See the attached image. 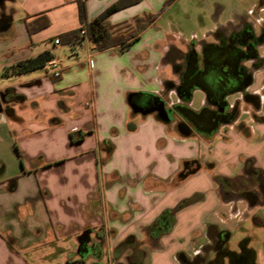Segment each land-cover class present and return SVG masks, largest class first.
I'll return each instance as SVG.
<instances>
[{"label": "crops", "instance_id": "1", "mask_svg": "<svg viewBox=\"0 0 264 264\" xmlns=\"http://www.w3.org/2000/svg\"><path fill=\"white\" fill-rule=\"evenodd\" d=\"M116 1L0 0V115L12 128L21 165L16 179L9 174L0 177V264H67L79 257V240L85 233L102 240L110 264L120 261L112 263V256L128 237L140 242L143 264H184L181 255L192 258L212 243L211 228L228 233L226 251L240 253L241 248L229 245L238 236L239 246L246 241L255 251L256 264H264V241L254 245L261 240L255 230L264 232V214L255 209L264 205L222 199L214 179L201 168L179 185L176 179L184 163L197 161L205 149L209 155L210 144L201 146L195 137L179 135L155 112L143 115L131 107L132 97L144 93L162 99L169 94L172 106L180 103L177 91L166 87L169 81H179L169 51L186 54L192 40L216 41L215 32L241 20L257 28L264 23V0H247L245 8L235 9L224 21L220 16L227 3L218 0L212 5L219 14L214 27L187 41L177 39L163 20L179 0L144 27L143 19H135L158 13L165 0H132L111 14L108 23L116 35L133 36L123 44L100 50L87 36L69 43L60 39ZM46 18L47 27L29 32L28 23ZM45 51L54 55L60 76L50 66L21 75L4 73L11 64ZM247 92L260 97L264 115V68L255 72ZM256 117L240 116L220 127H231L225 139H219L225 141L218 145L222 158L231 155L226 150L238 139L256 142L253 151L238 157L239 170L226 177L243 175L249 159L264 172V120ZM78 132L84 136L73 142L72 134L77 140ZM207 159L213 160L208 156L204 162ZM193 179L202 180V185L182 199L171 198ZM190 198L194 201L176 212L171 230L153 238L150 227L160 214Z\"/></svg>", "mask_w": 264, "mask_h": 264}, {"label": "trees", "instance_id": "2", "mask_svg": "<svg viewBox=\"0 0 264 264\" xmlns=\"http://www.w3.org/2000/svg\"><path fill=\"white\" fill-rule=\"evenodd\" d=\"M174 0H165L163 7L156 14H146L144 17H137L135 21L144 20L141 27L153 22L156 17L163 11L168 5ZM132 0H118L109 6L102 14L91 21H87L84 27L69 31L60 36L61 40L66 43L80 40L82 37H88L98 49L104 50L112 45L123 44L127 39L133 37L132 35L119 37L115 33V28L108 23V18L111 14L119 11L128 5ZM80 14L82 20L85 19L84 5L81 4ZM49 20L46 18L44 22H30L28 23V30L30 33L47 27ZM86 31V34L81 33L82 30ZM251 34V33H250ZM235 38V37H234ZM60 40V41H61ZM231 39L230 43L227 44H206L203 48L202 55H198L195 51L187 52L186 61L181 66L183 69L181 83L178 86V93L183 104H178L176 110L182 119L185 121L183 130L188 131L189 125L202 136H211L219 128L221 124L230 123L229 115L225 111L228 107L226 103V97L233 92L245 89L250 83H252L253 75L246 74L245 67L241 65L242 60L248 56L243 47L234 43ZM131 43L124 45L120 52H124ZM249 55H256L255 48L250 45ZM54 58V55L50 51H45L37 56L30 57L24 60H20L16 63L6 67L4 73L6 75H21L37 69H42L47 66L48 62ZM179 69V67H175ZM249 83V84H248ZM173 82L169 81L166 83V87H172ZM200 89L206 93L207 99L210 104H214L220 109H211L209 105L204 106L199 111L191 108L189 102L193 98L195 90ZM144 95L150 98H159L153 93H144ZM132 102V101H131ZM226 113V114H225ZM80 137L75 140V135L72 134L73 142L79 141L84 136L78 132ZM17 148V147H16ZM20 156V152L17 149ZM192 163H196L197 166L192 169ZM200 169V165L195 161H186L184 163L183 170L179 173L182 179L188 178ZM246 172L253 170L263 173L262 170L255 168L253 160L249 159L245 164ZM216 183L226 192V189H232L234 181L232 178L216 176ZM194 201V198L186 199L180 202L174 209L164 210L160 216L150 227V232L154 237H159L169 232L175 222L176 212ZM133 237H128L122 245L131 243ZM241 251L236 253L234 251H227L228 264H245L246 262L256 264L255 251L247 247V242L243 241L240 244ZM225 263V262H224Z\"/></svg>", "mask_w": 264, "mask_h": 264}, {"label": "rangeland", "instance_id": "3", "mask_svg": "<svg viewBox=\"0 0 264 264\" xmlns=\"http://www.w3.org/2000/svg\"><path fill=\"white\" fill-rule=\"evenodd\" d=\"M219 1H222V0H219ZM219 1L218 0H179L171 10L164 13L166 9L165 8L163 11H161V13H164L163 20L166 22V24H168V28L172 27L174 31L173 34L177 37V39H181L183 41L192 40L194 36L197 38L202 37L204 34L210 31L211 27H214L215 21L218 20L219 14H217L216 8L213 7L212 5H216V3H220ZM226 3H227V8L224 14L220 16V20H223V21L232 17L234 13L233 11H235V9L240 11L243 8H245L246 7L245 3H248V1L247 0H226ZM203 4L206 7L208 6L209 7L204 8ZM170 21H172V25L169 24ZM198 42H201V41H198ZM263 50L264 48L261 49L262 52ZM181 53H182L181 51L177 50V52H175V54L173 55V59L174 60H176L177 58L179 59V57L181 56ZM255 72L256 70H254V74ZM174 97L177 98L176 95ZM239 97L241 98V95L236 94L229 98V101L231 102L232 105L234 104L239 105L238 117L235 121H237L240 118V116H242V119L244 118L251 119V117L254 118V116H257L256 119L258 118L259 120L261 119L264 120V115H262L263 112L260 110L261 106L254 107L252 104L246 103L244 101V98H241V100H238ZM163 100L166 102V105L169 108L172 107L173 100L170 99L169 94L168 95L164 94ZM175 101L176 99H174V102ZM204 104H205V93L201 90L195 91L192 104H191L192 107L195 109H201L204 106ZM258 115H260V117H258ZM177 119L179 120L180 118L174 115V119L170 123V126L172 127V129H174V131L177 128L176 127ZM234 122H232V124ZM230 128L231 127L220 128V130L216 134H214L212 137H204L201 134H198L197 132L193 131L192 128L189 129L188 131L180 130L177 128L179 135H191L195 137L194 138L195 141H198L199 145L201 146L202 144L203 145L210 144L208 146H210L211 156L210 154L208 155V150L205 149L206 153H204L203 156L199 155V157L197 158V161L195 162H198L200 165V168L204 169L206 174L211 175L214 181H215L216 176L226 177L224 174L234 173L235 172L234 170H239L240 161L238 157L241 154L246 153L247 151H253L256 147V144H255L256 142H241L238 139L231 146V148L229 147L226 150V152H230L231 155L229 157L222 158L220 154L218 153L222 149V145L221 146H218V145L220 143L223 144L225 141L222 142V141H219V139H222V140L223 138L225 139V136L223 134L224 133L229 134ZM174 131L173 133H175ZM221 132L223 133L221 134ZM14 145H15V140H13L12 128L10 127L9 122L3 121L1 119V115H0V177H3L4 175L9 174L10 177H12L13 179H16L19 173L21 172V165L19 162L20 158L18 157V154L14 149ZM215 151L216 152L218 151L217 154L215 153ZM208 156L209 158H212L214 161L213 160L208 161L209 159H207L206 162H204L205 158H208ZM191 166L193 169L197 166V164L192 163ZM257 175H258L257 180H261L260 182H264V172L257 174ZM246 177L249 178V176H247L245 172L243 175H234L232 179L236 181H234L233 188L232 189L227 188L226 192L215 181L216 187L219 189L221 198L225 200H229V201L230 200L235 201L238 198L246 200L248 199L246 195L248 191L256 192L257 194L262 195V198H264V192L260 188L261 183H258L257 180H254V178L248 179ZM227 178H230V177H227ZM176 180L178 184L181 185L185 179H182V177L178 174V177ZM201 181L202 180H199V179H193L189 183L183 186H180L177 192L174 195H171V198L178 197L182 199L192 194L194 192L193 191L194 188H197L200 185H202ZM244 200H242L243 202L239 200L240 204H243V205H247L249 203L251 205L253 204V202H251L250 200H248L249 202L247 200L246 201ZM260 204L263 206L264 201L260 202ZM232 206H236L234 205V202L232 203ZM255 210L258 213L260 212L261 215L264 214V206L263 207L260 206L259 208ZM255 232L257 233V235L260 237L261 240L260 241L255 240L254 245L259 246L261 245L260 242L264 241V232L262 233V232H259L258 230H255ZM237 237L232 238L229 244L231 249H234V250L240 249L239 242L241 240ZM120 250L121 251H118L112 256V263L117 260H125L127 250L123 253H121L123 249H120ZM104 261H106V259ZM32 264H44V263H40L36 261V262H33Z\"/></svg>", "mask_w": 264, "mask_h": 264}, {"label": "flooded vegetation", "instance_id": "4", "mask_svg": "<svg viewBox=\"0 0 264 264\" xmlns=\"http://www.w3.org/2000/svg\"><path fill=\"white\" fill-rule=\"evenodd\" d=\"M214 38H216V41H212V42H206V41L198 42L197 40H192L190 44L188 45L187 52L195 51L198 55H202L203 48L206 44H218V45L221 44L222 45V44L230 43L231 39L235 41L234 43L239 45V47H242V44H245L243 49L248 56H246V58L242 60L241 65L245 67L246 74L253 75V80H252V83H253L254 70L258 71L264 68V55L262 54V51H261V49L264 48V23L260 24L256 28L251 22L241 20V22H239L236 25L235 24L230 25L225 29H221L215 32ZM250 45H252L255 48L256 55L248 54V51L250 50ZM175 52H177V50L172 48L169 51L168 55H169V59L173 63L174 72L177 74L179 81L178 83H173L172 87L167 88V89L168 91L176 90L179 96L178 86L181 83V77H182V71H183L181 66L186 61L187 53L186 54L181 53V56L179 57V59L177 58L176 60H174L173 55L175 54ZM176 66L179 67V69L176 70L175 69ZM252 83L250 84L248 83L249 85L245 89L230 93L226 97L225 101L228 104V107L225 111L229 115L230 120H232L230 123L234 122L237 119L238 110H239L238 104L232 105L231 102L229 101V98L231 96L240 94L241 98H244V101L246 103L252 104L254 107L261 106L260 97L258 95H253L247 92V88H249V86ZM241 98L239 97L238 100H241ZM163 101L164 100L162 98L156 99V98H150L144 95H134L132 97V104H134L135 107L142 108L144 110L158 108L160 107ZM183 103L184 102L181 99L180 103H177L171 107V109L173 110V114L177 116L178 118H180L179 120L177 119V122H176V125H177L176 127L180 130H183L185 121L182 119V117L177 112L176 106L178 104H183ZM207 105H209L210 108L214 110L220 109L214 104H210L208 99H207ZM222 125L224 124L219 125V128ZM190 127L191 126L189 125V127H187L188 128L187 130L192 128ZM192 130L195 131L193 128ZM217 132L218 130L214 134H216ZM213 135L209 137H212ZM204 137H208V136H204ZM246 174L247 176H249V178L248 177L246 178L248 179L254 178V180H257V177H258L257 174H260V173L256 170H253L251 172H246ZM260 181L261 180H257L258 183H261L260 188L264 192V182H260ZM246 195H247L248 200L253 202V205H261L260 202L264 201V198H262V195H259L256 192L248 191ZM209 236L212 239V243H208L204 245L201 251L198 252L192 258L190 256L181 255V261L184 264H225L224 263L225 260H228L227 251L225 250L228 233L218 232L214 228H211L209 230ZM153 238L155 237L153 236ZM79 241H80V246L78 248L79 257L74 260H69L67 264H110V262L106 258H105L106 261H104L105 259H104V254H103L104 250H103L102 240H100L99 238L94 240L89 233H85L80 237ZM121 249H123L121 253L127 250L125 260H120L116 262L115 264H143L145 252L141 249V244L135 238L131 241V243L123 245ZM245 264H251V263L246 262Z\"/></svg>", "mask_w": 264, "mask_h": 264}, {"label": "water", "instance_id": "5", "mask_svg": "<svg viewBox=\"0 0 264 264\" xmlns=\"http://www.w3.org/2000/svg\"><path fill=\"white\" fill-rule=\"evenodd\" d=\"M131 107H132L134 112H141L143 115H147V114H150V113H153V112H157L159 117L162 120H164L165 122H171L174 119L173 110L166 105L165 101H163L161 103L160 107L152 108V109H149V110H144L142 108H137V107H135L134 104H131Z\"/></svg>", "mask_w": 264, "mask_h": 264}, {"label": "built area", "instance_id": "6", "mask_svg": "<svg viewBox=\"0 0 264 264\" xmlns=\"http://www.w3.org/2000/svg\"><path fill=\"white\" fill-rule=\"evenodd\" d=\"M81 33H82L83 35H85V34H86L85 29L82 30ZM55 43H56V44H60V43H61L60 39H56V40H55ZM47 66H50L52 69H54L53 74H54L55 76H57V77L60 76V74H61L60 70L55 69V68L57 67V63H56L55 60H53V59L50 60V61L48 62V64H47Z\"/></svg>", "mask_w": 264, "mask_h": 264}]
</instances>
